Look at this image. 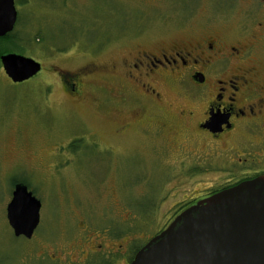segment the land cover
<instances>
[{
	"label": "rangeland",
	"instance_id": "rangeland-1",
	"mask_svg": "<svg viewBox=\"0 0 264 264\" xmlns=\"http://www.w3.org/2000/svg\"><path fill=\"white\" fill-rule=\"evenodd\" d=\"M106 1L113 2L14 0L17 23L12 36L20 50L12 53L38 62L41 71L14 84L0 67V264L68 262L75 241L91 238L88 234L107 227L120 233H128L129 228L137 250L170 220L173 201L162 202L166 195L161 194V187L166 165L175 161L174 155L159 160L146 143L133 139L117 146L106 161L82 138L99 128L109 130L112 112L97 105L113 91L111 76L96 73L88 80L90 84L84 82L78 100L69 98L60 85L61 72L109 69L117 56L112 27L119 23L121 13ZM260 2L227 0V33H237L244 13L256 14ZM139 4L129 0L123 10L129 14L128 25L134 27L137 20L147 26L146 37L178 29L176 0L165 2L166 21L155 19L158 5L151 4L146 10ZM141 10L145 21L139 17ZM140 30L126 31L124 38L139 35L144 27ZM261 57L264 63V48ZM166 98L177 105L174 90ZM70 140L75 143L73 149H67ZM13 179L25 181L41 205L39 225L29 241L15 238L7 223L5 210Z\"/></svg>",
	"mask_w": 264,
	"mask_h": 264
},
{
	"label": "flooded vegetation",
	"instance_id": "flooded-vegetation-1",
	"mask_svg": "<svg viewBox=\"0 0 264 264\" xmlns=\"http://www.w3.org/2000/svg\"><path fill=\"white\" fill-rule=\"evenodd\" d=\"M138 1L145 9L158 5L155 19L166 21L164 6L175 0ZM106 2L121 13L119 23L116 19L112 27L117 56L109 69L61 72L60 85L69 98L78 100L84 82L90 84L88 80L96 73L111 76L113 91L97 105L112 112L109 130L99 128L82 136L103 160L113 156L117 146L133 139L146 143L159 160L167 155L176 157L166 165L161 187V194L166 195L162 202L173 201L170 214L166 211L162 215L168 214L170 220L157 235L184 210L264 176V0L256 14L244 13V23L234 35L227 33V0H176L180 12L177 21L181 22L178 29L150 38L146 37L145 24L135 20L134 27L128 25L129 14L123 9L129 0ZM141 13L139 17L145 21L144 10ZM143 27L139 35L124 38L126 31H141ZM172 90L177 94V105L166 98ZM74 144L70 140L67 149H73ZM10 185L6 219L17 185H24L39 201L25 181L13 179ZM126 231L107 227L88 234L92 239L71 243L68 262L50 259L49 263L130 264L137 251L129 228Z\"/></svg>",
	"mask_w": 264,
	"mask_h": 264
},
{
	"label": "water",
	"instance_id": "water-1",
	"mask_svg": "<svg viewBox=\"0 0 264 264\" xmlns=\"http://www.w3.org/2000/svg\"><path fill=\"white\" fill-rule=\"evenodd\" d=\"M16 19L14 0H0V39L13 31ZM0 65L14 84L41 71L38 62L17 53L2 54ZM39 210V201L17 185L7 207L14 237H32ZM130 264H264V176L184 210Z\"/></svg>",
	"mask_w": 264,
	"mask_h": 264
},
{
	"label": "trees",
	"instance_id": "trees-1",
	"mask_svg": "<svg viewBox=\"0 0 264 264\" xmlns=\"http://www.w3.org/2000/svg\"><path fill=\"white\" fill-rule=\"evenodd\" d=\"M29 41H31V39H27ZM18 50L20 49H17L16 47V41L15 39L13 38L12 34L4 37V38H1L0 39V56L2 54H5V53H9V52H19ZM21 55V53H19ZM139 248L136 250L138 251Z\"/></svg>",
	"mask_w": 264,
	"mask_h": 264
}]
</instances>
